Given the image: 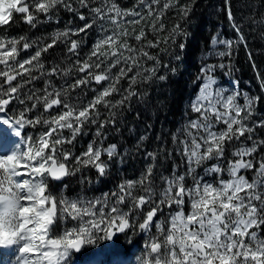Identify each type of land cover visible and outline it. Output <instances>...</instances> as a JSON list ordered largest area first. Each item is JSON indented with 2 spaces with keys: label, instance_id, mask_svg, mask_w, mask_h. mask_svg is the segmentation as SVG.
Returning a JSON list of instances; mask_svg holds the SVG:
<instances>
[{
  "label": "snow or ice",
  "instance_id": "snow-or-ice-1",
  "mask_svg": "<svg viewBox=\"0 0 264 264\" xmlns=\"http://www.w3.org/2000/svg\"><path fill=\"white\" fill-rule=\"evenodd\" d=\"M78 2L89 9L93 20L76 29L54 32L51 42L30 41L26 36H0L3 66L0 69V114H3L0 115V250H3L0 264H67L73 251L80 252L99 239L110 240L117 233L129 230L148 233L153 227L155 234L146 241L140 264H264V236L260 234L264 231V159L254 163L253 157L264 140L258 141L252 135L256 128L264 127V120L248 123L259 98L245 95L240 104L239 93L225 95L223 90H214L216 81L209 75L214 71L213 65L202 69L204 83L191 104L192 112L198 115L185 124L183 138L177 135L172 138L185 157L184 174L161 176L163 187L159 192L154 165H149L138 180H126L117 185V190L102 197L88 198L79 193L72 196L63 190L58 194L53 192L50 181H61L84 168L92 167L100 176L106 175L107 164L101 157L106 154L111 159L116 155L115 144L104 148L94 141L79 155H74L65 145H74L89 123H98L100 129L109 123L114 125L112 110L137 96L133 85L138 78L143 72L155 75L154 68L140 71L144 59L159 63L147 49L167 44L169 40L175 43L181 32V26L176 24L169 36L147 40L146 27L153 33L164 31L161 19L164 12L175 6L173 0H165L162 8L158 7L160 0H137V6L145 10L143 13L121 9L115 0H100L95 7L89 0ZM58 6L74 11L69 0H31V3L0 0V26L8 25L13 14L20 13L24 14V22L34 28L38 21L36 13L50 18L49 14ZM188 11L181 6L179 14L187 16ZM129 16L133 19L125 20ZM79 18L86 19L83 14ZM228 19L240 43H246L231 9ZM97 23L101 37L86 58L78 56L80 41L71 40L68 52L77 59L66 67L54 64L45 68L43 53L56 46L61 38L67 43L70 36L86 33ZM127 25L143 26L139 31L135 27L130 31ZM132 39L135 45L130 43ZM37 43L34 53L21 58L22 52H28ZM211 43L232 47V41L218 37ZM229 54L219 53L221 57ZM74 71L82 75L68 79ZM134 71L135 74L129 75ZM33 72L62 79L63 83L56 85L52 79H45L43 89L22 92L39 79ZM18 77L26 78L18 80ZM125 79L129 83L122 89L119 85ZM93 81L101 88L92 90L95 95L86 104L72 96ZM102 82H107L106 86ZM261 88L264 89V79ZM115 93L125 94L119 100H110ZM15 100L24 107L18 110V115H9L8 106ZM41 105L42 113L30 115ZM99 106L108 111V119L100 120ZM54 109L57 111L53 112ZM220 124L225 127L218 128ZM26 126H42L44 131L25 136ZM65 130L70 135H64ZM246 133L252 145L232 152L237 159L227 161L228 179L223 178L225 169L219 163L205 168L210 174H218L214 183L196 178L197 168L209 161L222 160L226 145L239 141ZM96 135L102 133L97 131ZM148 155L156 159L153 153ZM242 170L253 171L252 179L242 174ZM188 176L193 179L190 186L186 183ZM186 204L190 211L185 212ZM165 209H168L167 217L157 219Z\"/></svg>",
  "mask_w": 264,
  "mask_h": 264
},
{
  "label": "trees",
  "instance_id": "trees-1",
  "mask_svg": "<svg viewBox=\"0 0 264 264\" xmlns=\"http://www.w3.org/2000/svg\"><path fill=\"white\" fill-rule=\"evenodd\" d=\"M26 2L29 3L28 0ZM99 2L100 0H96V3H93V0H89L93 7ZM115 3L121 9H130L137 3V0H115ZM173 3L175 6L164 12L161 23L164 24L165 29L179 24L181 26L180 34L177 35L175 43L172 41L167 44L161 43L156 48L147 49L150 54L159 60V63L156 60H143L145 68L155 69L156 67L154 66L156 65L159 72L155 73V75L149 76L146 74L138 78L137 83L133 85V90L137 92V96L130 98L122 106L112 110V119L115 120V124L109 123L103 129H100L102 135L97 138V142H99L102 136L106 134V140L103 145L107 146L110 143L117 145L118 154L111 159L105 155L101 157L102 160H112L115 165L119 152L133 141V139H129L130 136L125 131L131 126H135L136 137L145 134L146 137L142 141L141 147L156 156L155 160L150 157L149 162L150 165H154V179L157 187L161 174L168 176L175 166L177 169L181 168L180 164H178L179 159L170 157L176 150V143L172 138L173 135H177L184 118L189 116V111L185 109V104L200 85V70L204 62L202 56L209 49L212 37L220 30H222V34L225 37L237 38V40L234 39L235 43H232L231 49L226 51L230 54L223 56L222 60L231 68L229 75L234 74L242 85H248L254 90L256 97L259 98L255 112H260V115L256 116L255 119L264 120V89L261 88V79H264V23H262L264 21V0H173ZM71 4L74 11H68L66 8L58 6L57 9L49 14L50 18L36 13L38 21L34 28L24 22V14L14 13L13 19L8 25L0 26V31H6L5 36L7 37L26 36L30 41L32 39L39 41L45 38V43L51 42L50 36L63 22L79 18L80 14L85 16V20L93 18V14L89 9L82 7L78 0H73ZM181 6L189 9L187 16L179 14ZM229 9L233 13L235 22L243 30L246 43H240L232 27V22L228 19ZM252 20H255L256 23H252ZM93 29H88L86 33H81L79 36L69 37L67 43L58 41L56 46L49 49L47 53H43L41 59L45 64V68L49 69L54 64L66 67L71 61L77 59V56H73L68 52L71 40L80 41V46L77 50L78 56L80 59L86 58L85 55L89 53L92 47ZM146 33L147 40H156L153 33L148 29H146ZM143 43H147V41ZM132 44L135 45L133 42ZM181 44L184 45L183 49L180 48ZM38 46V43L34 44L28 52H22L21 56L34 53ZM2 68L3 66L0 65V69ZM113 71L115 72L116 70L114 69ZM32 75L39 77V79L32 84H28L22 89V92H27L29 89H43L45 79H52L56 85L63 83L62 79L56 77H42L39 72H33ZM79 75L82 74L74 71L68 79H74ZM160 76H163L164 79H159ZM144 77L149 78L145 80ZM25 78L18 77V80ZM0 82H2V78H0ZM13 83L15 84L16 81H13ZM97 86L99 85L93 81L89 86L77 89L76 92L72 93V96L78 100L84 99L85 103H87L95 95L92 90ZM124 86L123 80L119 87L123 89L125 88ZM118 95V93H115L109 99L113 101L119 100L120 97ZM73 102H76V100ZM11 107H14L13 115H18V110L24 106L20 105L18 100H15L12 102ZM99 107L100 120L108 119V111L103 106ZM42 112L43 107L41 105L38 111L30 113V115H37ZM85 127L87 128L84 129L86 134H92L96 129L99 130L98 123H89ZM261 129L264 130V127H261ZM41 131H44L42 126H37L36 128L26 126L23 129V135H36ZM85 141L86 138L83 142ZM232 142L226 145L225 155L229 154L232 149ZM161 146L165 151H163ZM138 156L136 153L124 155V164L120 168V171L124 173L122 178L136 175L137 170L142 166ZM173 157H175V153ZM92 171V180L100 178L99 192L120 184L119 178H116L113 172L106 171V175L100 176L95 168H92ZM76 177L77 175L71 178L72 182L67 181L70 189L75 184ZM50 186L54 191L57 189L58 184L50 181ZM118 235H125V233H117L115 236ZM141 238V233L137 231L135 241L140 244ZM118 240H121V238ZM124 253L125 251L121 247V249L110 252L106 258L112 259Z\"/></svg>",
  "mask_w": 264,
  "mask_h": 264
},
{
  "label": "rangeland",
  "instance_id": "rangeland-1",
  "mask_svg": "<svg viewBox=\"0 0 264 264\" xmlns=\"http://www.w3.org/2000/svg\"><path fill=\"white\" fill-rule=\"evenodd\" d=\"M28 1H29V3H31V0H28ZM72 1L73 0H69V3H71ZM164 3H165V0H160V4L158 7L162 8ZM61 7H63V6H61ZM154 7H157V6H154ZM130 9H135L136 11H140L142 13L145 11L142 7H138L137 3ZM131 19H133V17H130V16L125 17V20H131ZM92 20H93V18L91 20H83V21L80 20V18H73L72 21L63 22V24L58 26V28L55 32L63 31L66 28L76 29L80 26H83L86 22H91ZM141 26H143V25H134V26L133 25H127V27L129 28L130 31L133 27H135L136 30L139 31ZM174 26L175 25L171 26V28H169V29L164 28V31L159 32V33H153L150 30V28H148V27H146V29H148L151 33H153V36L155 37V39H163V37L169 36L171 29ZM93 28L94 29H93L92 47L95 44V42L101 37L99 24L97 23L96 25L93 26ZM5 34H6V31H0V36H5ZM70 37H72V36H70ZM176 37H175V39H176ZM214 37H218L221 40H230V41H232V43H235L234 39L237 40L236 37H225L222 34V30H220V32H218L215 36H213L212 39ZM212 39H211V41H212ZM31 41H35V40L32 39ZM43 41H45V38L43 39ZM59 41H64V38H61ZM132 42L136 44L134 39L130 40V43H132ZM169 42H171V40H169ZM92 47H91V50H92ZM91 50L89 51V53L91 52ZM226 51H227V48L223 44L213 45L210 42L209 49L204 52V54L202 56V59L204 60V62L201 65V70H200V85H199L197 91L193 94V96L185 104V109L189 111V114H188L189 116L184 118L183 122L181 123V125L177 131V136H180L181 138H183L182 129L184 128L185 124L190 119H195L196 116L198 115L197 113L192 112L191 104H192V101L195 100L196 96L199 94V89L204 83V75L202 74V69H204L208 65L214 66V71L209 73V75H211L213 77V79L216 81V83L213 85L214 90H216V89L223 90V93L225 95L239 93L238 102L240 104H243L245 95H247L249 97H256L254 90L250 86H249L250 87L249 88L248 85H246V86L242 85L238 81V78L234 74L229 75V71L231 70V68L226 65V62H223L222 57L219 55L220 52H226ZM28 55H23V56H21V58H26ZM87 55H85V56L87 57ZM220 64H223L224 67L223 68L219 67ZM151 67H152V65H151ZM154 67H156L155 73L159 72L158 67L156 65ZM143 68H145L144 64H143L142 69H140V71L143 72ZM133 74H135V72L130 73L129 75H133ZM146 74L151 76L149 73L143 72V76H145ZM128 83H129V81L127 79H125L124 80V84H125L124 87L125 88H123V89L127 88ZM102 84H104L106 86L107 82H104ZM100 88H101V85L95 87L94 89H100ZM118 94H119L118 96L120 97L119 99H121L122 95L125 93H118ZM81 100L83 101L84 104H86L84 99H81ZM256 108H257V101L254 105L253 116L248 121L249 124L253 123L254 121H261V120L255 119L256 116L260 115V112H255ZM7 111H8L9 115H13L14 107L12 108L9 106ZM55 111H57V110H55ZM0 115H3V114H0ZM224 127H225V125H223V124L218 125V128H224ZM84 129H87V128L84 127ZM97 131H100V128H99V130L98 129L94 130L92 134L91 133L86 134L85 132H83V134L78 136L77 139L75 140L76 143L74 144V146L73 145H65V148L70 149L74 155H79L80 153L86 151L89 143H92L94 141L99 146L104 147V148L108 147L109 145H112V144H109L106 147L103 145V142L106 140L105 139L106 134H104L102 136V138L99 140V142H97V138H98V136L96 135ZM125 132L128 136H130L129 139H133V141H132L133 143L130 142V144H128L127 147H124L119 152V156H117L116 164L114 165V163H112V160L108 161V159H103V161L107 164V170H111V172H113L115 177L119 178L120 184L126 180H138L141 177V174L144 173L146 171L147 167L150 165V162H149L150 156L148 155L149 152L146 149L144 150V148L141 147V143H142V141H144L146 135L143 134L139 137H136L135 136V134H136V127L135 126H131ZM64 135H66V136L70 135L68 130H65ZM247 135L248 134L246 133L245 136L241 137L239 141L234 140L232 142V146H233L232 149L229 151V154L224 156V158L222 160H220V161H216V160L209 161L205 165L197 168L196 173H195L196 178L206 180L210 183H214L218 174H210V173L205 171V168L210 167L214 163H219L225 169V171L223 172V178L228 179L227 161L229 159H237L236 157L232 156V152L241 146L250 147L252 145V141L247 139ZM252 135L258 141L264 140V130L261 129V127L256 128L255 131L252 133ZM85 138H86V141L82 143V141ZM74 147H79V151L76 152V149ZM175 147H176V150H175V152H173L170 155V157L174 158V159H179L178 164H180L181 168L177 169L175 166L174 170L171 172L170 175H174L176 173L184 174L186 167H187L186 160H185V157H183L180 154V151L178 150L179 146L177 144H175ZM162 149H163V147H162ZM163 151H165V150L163 149ZM116 152H118L117 146H116ZM133 153H136L137 155H139L138 158H140L142 166H140L139 170H137V173L135 176H128V177L125 176L124 178H122L123 177L122 175H124V173L120 171V168H121V165L124 164V161H123L124 155H126V154L132 155ZM174 153H175V157H173ZM104 155H102V156H104ZM253 157L255 158L254 163L258 162L261 159H264V145H261L258 148L257 152L253 154ZM245 159H252V157H245ZM257 166H258V163H257ZM83 173H84V176H83ZM92 174H93L92 167L84 168V169H82L81 172H77L75 174V175H77V185H75L77 187L76 188L77 190L75 193H72V194L67 193V191H68L67 182H66V184H59L58 189L54 190L53 192L58 194L60 191L63 190L68 195L75 196L76 194L79 193V194L85 195L88 198H94V197H102L103 194H105V193H111L112 191L117 190V185H116V186H111L109 191L99 192L98 187H97V182L90 180L92 177ZM242 174L246 175L247 178L249 180H251L254 173H253V171L242 170ZM75 175L74 176H68V180L72 182L71 178H74ZM170 175H168V176H170ZM161 176H163V174H161ZM186 183L189 186L192 185L193 179L191 176L186 177ZM157 184H158L157 192H159V188L163 187V184H162V181L160 180V178H159ZM65 186H67V187H65ZM136 191L139 193V188H137ZM147 210L148 209L146 208L145 211H147ZM187 211H190V208L186 204L185 205V212H187ZM167 215H168V209H165L164 214L162 216H158L157 219L164 220L167 217ZM153 234H155V228L154 227L151 229L150 232L142 233L143 238L141 239L140 244L137 241H135L136 232H133L132 230H129L127 233H125V235L114 236L113 239H110V240L109 239H99L95 243H93L92 245H88V246L83 247L79 253H76L73 251L70 254V257L67 261V264H117L115 262L111 263L108 261H104L103 263H100V259L105 254H107L108 252H114L118 249H121V247H123V251H125V252H127L129 250L130 254H128L126 257H119V259H120L119 264H140V261L144 255V245H145L146 241L149 239V237ZM260 234H261V236H264V231H261ZM120 238H121V240H118ZM2 251L3 250H0V252H2Z\"/></svg>",
  "mask_w": 264,
  "mask_h": 264
},
{
  "label": "water",
  "instance_id": "water-1",
  "mask_svg": "<svg viewBox=\"0 0 264 264\" xmlns=\"http://www.w3.org/2000/svg\"><path fill=\"white\" fill-rule=\"evenodd\" d=\"M62 181V180H61ZM61 181H57V182H61Z\"/></svg>",
  "mask_w": 264,
  "mask_h": 264
}]
</instances>
